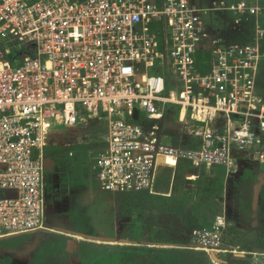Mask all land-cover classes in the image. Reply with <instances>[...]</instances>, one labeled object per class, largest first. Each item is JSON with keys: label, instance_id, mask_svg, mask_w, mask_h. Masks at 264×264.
I'll return each mask as SVG.
<instances>
[{"label": "built area", "instance_id": "1", "mask_svg": "<svg viewBox=\"0 0 264 264\" xmlns=\"http://www.w3.org/2000/svg\"><path fill=\"white\" fill-rule=\"evenodd\" d=\"M199 2L0 0V241L46 229L45 142L56 127L106 118L96 183L115 194L149 191L162 162L230 171L234 151L264 145V0L223 4L251 31L237 44L208 36L214 11ZM13 35L34 45L36 59L6 60ZM206 45L213 65L203 74L196 58ZM168 106L180 108L192 147L160 142L147 129Z\"/></svg>", "mask_w": 264, "mask_h": 264}, {"label": "rangeland", "instance_id": "2", "mask_svg": "<svg viewBox=\"0 0 264 264\" xmlns=\"http://www.w3.org/2000/svg\"><path fill=\"white\" fill-rule=\"evenodd\" d=\"M205 3L214 11L205 18L207 25L212 19L216 28L221 23L218 39L227 44L250 40L251 31L223 10L221 0ZM215 27L207 29L208 36ZM257 95L264 102V60ZM169 126L170 131L177 129L164 123V133ZM172 138L169 135L164 142ZM94 142L84 140L80 148L50 156L56 166L46 175V229L1 240L0 264H167L150 258V251L165 253L177 264H264V187L255 217L251 205L256 183L243 178L246 170L264 171L259 156L264 145L250 149L226 172L174 171L166 164L152 190L122 196L99 194L92 170L103 139L96 146ZM214 178L218 191L208 199L206 188ZM124 199L132 204L123 206Z\"/></svg>", "mask_w": 264, "mask_h": 264}, {"label": "trees", "instance_id": "3", "mask_svg": "<svg viewBox=\"0 0 264 264\" xmlns=\"http://www.w3.org/2000/svg\"><path fill=\"white\" fill-rule=\"evenodd\" d=\"M233 0H221V4H229L231 3ZM199 6L207 8V5L205 3V0H201L199 2ZM213 23H210L208 25L209 28L215 27L213 24H215L214 19ZM249 24V23H248ZM221 28V23H219L217 25V28H214V31L212 30L210 33V38L213 37H218L219 30ZM209 38V40H210ZM7 43L9 44V46L11 47L10 50V54L6 57L7 61H10L11 63H15V62H19L21 65H26L28 64L31 60L36 59V49L34 47V45L32 43L29 42H20L17 40L16 36H12L11 39L9 41H7ZM263 52H264V45H263ZM23 59V62H20V60ZM196 63H197V67L199 69V71H201L203 74H207L209 73V71L212 68L213 65V54H212V50L209 46H205L203 47L201 50H199L198 54H197V58H196ZM262 67V65H261ZM261 70V68H260ZM164 71V74L168 80V90L171 91L174 87V84L171 82V74L169 73V70L165 69L162 70ZM179 117H180V108L176 107V106H168L166 109V114L165 117L162 121L158 122L157 124L152 125V127L150 125H148L147 129L149 131H153L156 133L157 135V139L158 141H164L165 138L169 135H173V138L170 139V143L174 146H186V147H192V143L189 140V138L187 137V135L185 133H182L180 130L182 128V124L179 121ZM173 122V123H171ZM164 123H168L170 125L173 124V126L177 127V129H173V131H170V127L169 126L167 129V133H164L165 130L163 129L164 127ZM223 128H224V120H220V124L219 126L216 128L215 130V136L216 138H222L224 136L223 133ZM166 136V137H165ZM101 137V140L103 139V143H98V147L96 148L97 150H100L99 152L101 153L106 146L105 143V138H106V118L101 115L97 118L94 119H88L86 122H78L75 123L73 125H68L66 127H63L61 129H57V130H53L51 131L46 138V142H45V152H46V157H50L51 155L54 154H59L62 151L67 150L68 148H72L75 146H78V148H80V142L81 141H88V142H94V146H96V141H98V139ZM91 139V140H90ZM97 139V140H96ZM90 140V141H89ZM100 146V147H99ZM78 152L79 150H73L71 152ZM249 151L247 152H233V157L237 159V162L239 164L240 160L242 158L245 157V155H247ZM170 165L172 167V169L174 171L180 169L182 171L186 170V169H190L191 171L194 172H206V169L203 167H198L195 166L194 164H183V165H174V164H169L166 162H162L159 164V167L157 168L156 171V176H155V180H154V184L152 186V188L154 187L157 177L162 169V167L164 165ZM264 170V164H263V168ZM96 168L93 171V178L96 183ZM216 170H222L224 172H226V168L224 167H218V166H214L210 172L216 171ZM48 173H52V172H46V175H48ZM260 177H264V171H260L259 169H254L253 171L250 170H246L243 173V178L245 181L250 182V183H258ZM47 180V177H46ZM256 186V185H255ZM98 189L100 190L101 193L99 194H107L106 191H103L98 185H97ZM152 188L150 190H152ZM218 179L214 178L211 179L208 183V187L206 188V192L208 195V199H210L212 197V195L214 193H216L218 191ZM255 188V187H254ZM149 190V191H150ZM147 192V191H146ZM113 195H132L134 193H110ZM47 195H48V200H49V183L47 180ZM49 202V201H48ZM49 204V203H48ZM132 203H130L128 200L124 199L122 205L123 206H130ZM49 208V205H48ZM252 211L254 213L253 210V203L251 205ZM48 210V209H47ZM255 216V213H254ZM51 229H55V228H51ZM153 249V248H150ZM167 254L163 253V254H159L156 251H150V258L153 259H157V260H162L166 261L167 264H177L174 261H169L167 260Z\"/></svg>", "mask_w": 264, "mask_h": 264}, {"label": "water", "instance_id": "4", "mask_svg": "<svg viewBox=\"0 0 264 264\" xmlns=\"http://www.w3.org/2000/svg\"><path fill=\"white\" fill-rule=\"evenodd\" d=\"M136 116H137V113H136ZM249 120L252 123V125H255V120L254 119L251 118ZM220 147H222V143H220ZM55 166H56L55 161L52 158L45 157V159H44V169H45L46 172H53ZM263 187H264V177H260L259 182L256 184V186L254 188L253 210H254V213H255V217L258 216L260 196H261V192H262ZM80 236L84 237L86 239L94 240V241H106V242H115L116 241L114 239H109V238H100V237L84 236V235H80ZM120 242L127 243L125 241H120Z\"/></svg>", "mask_w": 264, "mask_h": 264}]
</instances>
